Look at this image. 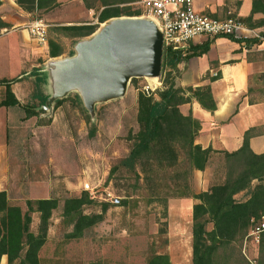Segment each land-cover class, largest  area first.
I'll return each mask as SVG.
<instances>
[{"label":"rangeland","instance_id":"374dc122","mask_svg":"<svg viewBox=\"0 0 264 264\" xmlns=\"http://www.w3.org/2000/svg\"><path fill=\"white\" fill-rule=\"evenodd\" d=\"M228 2L231 5L235 0H225V4ZM132 7L144 9L136 1ZM92 16L95 21L96 14ZM108 20L99 22L97 28ZM8 29L9 26L1 27L0 33ZM90 34L70 36L57 27H47V36L61 47L58 58L69 56L70 51L74 53L75 42ZM14 57L0 53V76L19 77L17 83L12 82L19 96V104L13 106L14 121L6 122L5 126L0 124V155H5V160H0V185L8 191L10 202L21 206L26 198L47 195L57 199L49 216L50 239L39 252V264H145L151 254L167 251L174 264H190V212L191 201L195 199L177 193L194 192L192 173L185 188L175 185L182 182L180 177L174 178L184 164L158 170L153 169L152 160L146 162L144 158L137 161L135 170L118 164L129 149L130 135L138 128L137 91L153 93L161 88V72L156 77L129 78L122 95L94 102L89 112L81 100L74 98L75 89L68 91L59 103L40 104L38 96L51 91L49 72L47 83L36 81V73L43 76L35 71L41 67L40 57L36 58L39 64L32 63L28 68H17ZM26 70L30 71L25 73ZM2 94L0 84V97ZM22 105L32 108L34 114L25 116ZM27 117L26 124L16 127L18 119ZM209 156L204 170L201 169L206 171L204 189L223 180L227 165L221 152L211 151ZM83 182L93 187L94 195L109 191L118 201L114 204L91 198L82 205V212L100 213V219L83 227L79 236L67 237L72 222L61 214L62 200L82 191L88 194L82 188ZM254 182L253 179L251 183ZM246 195L247 191L241 190L234 197L241 200ZM238 240L235 238L219 248L218 264H264L260 245L249 246L250 263Z\"/></svg>","mask_w":264,"mask_h":264},{"label":"trees","instance_id":"16d2710c","mask_svg":"<svg viewBox=\"0 0 264 264\" xmlns=\"http://www.w3.org/2000/svg\"><path fill=\"white\" fill-rule=\"evenodd\" d=\"M42 1V2H40ZM137 0H72L67 3H55L53 0H15L17 5L29 12L31 17L42 18L47 27H57L70 36H84L92 33L99 22L107 18L120 15H139L140 9L132 7ZM98 3L96 20L86 14V9ZM239 4V0L235 2ZM226 9V8H225ZM221 15L206 13L221 18L227 15L235 16L243 25L251 28L260 36L233 37L232 35H215L206 37L200 43L188 44L185 51L162 48L161 53V88L152 92L143 90L136 94L137 130L130 135V146L118 164L135 170L139 159L146 162L152 160L153 169L184 167L174 174V178L182 179L176 186L187 187V177L194 168L203 169L209 154L214 151L211 147H201L193 142L199 128L197 118L188 112L183 114L178 104L188 101L190 97L204 108L213 110L215 102L211 95L209 84L175 85L174 77L177 73V63L187 59L190 55L204 52L209 42L217 36L245 43L259 42L264 37V0H250L249 11L245 15H237L236 10H225ZM36 11V13H35ZM259 13V16H254ZM69 22V23H63ZM7 23L0 19V28ZM47 53L56 56L62 52L59 43L47 36ZM73 51L69 52L71 55ZM37 74V73H36ZM264 89V71L258 74ZM36 81H43V76L36 75ZM19 77H0L3 94L0 105H18L19 101L13 94L10 84ZM134 78V77H130ZM48 94L38 96L40 104ZM63 97L55 98L59 103ZM74 98L80 101L78 93ZM24 107L25 116L34 114L32 108ZM92 133V130H90ZM250 130L243 133L239 147L231 151H222L226 165L225 176L222 181L209 185L198 192L181 190L177 195H190L195 199L190 212V264H218L217 252L219 248L233 239H239L247 231L251 218L264 213V152L255 153L248 146ZM182 162V164H180ZM254 183H251L252 180ZM246 190L244 199L238 200L234 194ZM86 191L76 196H68L62 200L61 214L72 222V228L66 232L67 237H77L83 227L99 220L100 213L87 214L82 212V205L90 201ZM3 189H0V256L5 254L6 264H39L38 251L46 239L47 226L51 210L57 205L55 197L26 198L23 206L17 202H10ZM104 207V202H102ZM36 214V220L32 219ZM210 223V226L208 224ZM34 224V225H33ZM257 245L261 246L262 260H264V233ZM263 247V248H262ZM249 262V261H248ZM145 264H171L166 253L151 254Z\"/></svg>","mask_w":264,"mask_h":264},{"label":"crops","instance_id":"0c3cea01","mask_svg":"<svg viewBox=\"0 0 264 264\" xmlns=\"http://www.w3.org/2000/svg\"><path fill=\"white\" fill-rule=\"evenodd\" d=\"M70 1L72 0H53L55 3L63 4ZM192 2L195 9L216 15H221L225 8L226 12L236 10L237 15H245L250 7V0H239L238 5L236 3L230 5L229 2L225 4V0H192ZM98 5L97 3V5L87 8L86 14L92 16L99 8ZM259 15V13L254 14V16ZM33 18L36 17H31L29 12L21 9L15 0H0V19L9 26L8 30L0 33V39L3 38L0 43V53L6 54L7 57L15 56L18 63L17 68L24 66L28 68L33 65L32 63L39 64L36 59L39 56L41 67L35 71L42 72L43 83H47L46 72L52 71L53 61L58 58V55L49 56L46 45L37 46L39 44L25 27ZM245 37H251V35ZM205 38L204 36L196 37L190 41V44L200 43ZM177 70L174 77L175 85L196 86L208 83L215 102L213 110L202 107L194 97L178 104L181 113L189 112L199 121V128L193 138L194 143L201 147L209 146L215 152L231 151L240 146L243 133L248 129L250 130L247 139L249 148L255 153L264 152V89L261 90L263 87L262 78L258 76L264 71V37L259 42L245 43L244 40L236 41L226 36H217L209 42L204 52L190 55L187 59L178 62ZM29 71L26 70L25 73ZM14 75L12 74V76ZM0 77L8 78L3 75ZM17 82L18 80L14 81V83ZM14 83H11L10 87L19 100V96L14 91ZM13 106L15 105H0V124L5 126L6 122L14 121L12 119ZM28 119V117L18 119L16 127H22ZM4 158V154L0 155L1 161L5 160ZM203 170L196 168L192 170L194 192L206 187L204 183V180H207L206 171ZM0 189L5 191L8 198L9 193L6 188L0 185ZM191 202L193 203L194 200ZM34 218L36 220V214H34ZM49 227L50 224L47 226L46 239L38 251V256L44 244L50 239ZM165 253L168 255L170 263L174 264L171 253L169 251ZM189 254L190 246H188ZM0 264H6L5 254L0 256Z\"/></svg>","mask_w":264,"mask_h":264},{"label":"water","instance_id":"95a60500","mask_svg":"<svg viewBox=\"0 0 264 264\" xmlns=\"http://www.w3.org/2000/svg\"><path fill=\"white\" fill-rule=\"evenodd\" d=\"M161 53V32L151 18L110 17L89 37L76 41L73 54L53 61L44 104L75 89L91 112L94 102L122 95L130 77L158 76Z\"/></svg>","mask_w":264,"mask_h":264},{"label":"built area","instance_id":"2783aa9c","mask_svg":"<svg viewBox=\"0 0 264 264\" xmlns=\"http://www.w3.org/2000/svg\"><path fill=\"white\" fill-rule=\"evenodd\" d=\"M143 5L139 15L151 18L161 32L162 48L180 50L182 53L190 41L199 36L232 35L233 37L258 36L257 32L243 25L235 16L227 15L217 18L193 7L192 0H137ZM46 26L41 18L31 19L27 27L31 37L40 45H46ZM88 190V196L98 200L117 203L118 198L109 191L93 194V187L88 182L82 183ZM251 223L241 238V252L252 263L248 256L249 246L255 247L264 233V213L250 219Z\"/></svg>","mask_w":264,"mask_h":264},{"label":"bare ground","instance_id":"6f19581e","mask_svg":"<svg viewBox=\"0 0 264 264\" xmlns=\"http://www.w3.org/2000/svg\"><path fill=\"white\" fill-rule=\"evenodd\" d=\"M154 84V83H153Z\"/></svg>","mask_w":264,"mask_h":264}]
</instances>
